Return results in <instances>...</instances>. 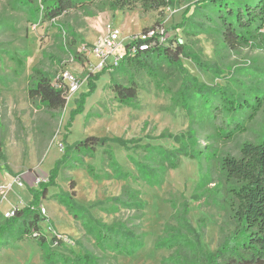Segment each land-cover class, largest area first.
I'll use <instances>...</instances> for the list:
<instances>
[{"label":"rangeland","instance_id":"1","mask_svg":"<svg viewBox=\"0 0 264 264\" xmlns=\"http://www.w3.org/2000/svg\"><path fill=\"white\" fill-rule=\"evenodd\" d=\"M112 1L86 0L45 19L25 0H0V223L12 219L8 213L16 207L29 205L31 188L42 190L40 182H48L66 155L63 139L70 146L90 135L127 142L109 140L95 155L71 152L47 196L32 206L43 217L40 229L26 232L22 221L8 228L0 238V264H75L85 252L91 264H208V253L238 248L247 235L234 214V184L221 165L227 156L240 158L246 142L264 143V42L228 46L209 0H171L149 11L140 3L114 10ZM113 27L121 29L117 52L132 34L159 27L168 39L179 38L198 62L182 56V68L153 57L156 79L124 66L90 70L84 47L99 44ZM36 71L54 78L70 73L82 86L68 96L65 109H49L29 95ZM99 72L95 92L71 120L81 94L89 91L88 75ZM112 77L122 84L135 80L138 106L119 102ZM198 85L215 91L207 102ZM220 90L237 101L262 98L253 119L249 113L232 116L244 130L230 141L218 133L213 114L222 104ZM73 183L77 215L67 205ZM109 226H115L124 252L102 238Z\"/></svg>","mask_w":264,"mask_h":264},{"label":"trees","instance_id":"2","mask_svg":"<svg viewBox=\"0 0 264 264\" xmlns=\"http://www.w3.org/2000/svg\"><path fill=\"white\" fill-rule=\"evenodd\" d=\"M28 4L36 6L38 12L44 13L45 19H54L64 13L83 5L86 0H25ZM209 5L214 7V12L221 25L223 38L228 46L233 49L248 46L251 41L264 42V0H209ZM140 3L144 10H158L169 6L171 0H114L111 2V8L114 10H132L135 5ZM151 28H144L141 33L147 32ZM133 40L128 41L125 47L124 60L116 67V70L122 66L134 69V75L146 70L155 79L157 72L150 64L153 57L163 58L170 63L182 67L181 57L194 59L188 52V47L181 42L179 38L168 39L165 45H155L144 49L148 41L141 40L140 34H133ZM82 55V54H81ZM198 62L197 59H194ZM183 68V67H182ZM99 73H90L88 75L89 91L82 93L77 101V107L72 111L71 120L84 109L86 97L96 90V80L100 77ZM114 83V89L119 102L126 105L138 106L139 95L138 85L132 78L130 84H122L115 77L111 80ZM202 87L203 85H198ZM205 102L208 101V92L215 91L203 86ZM190 92L185 90L183 99L186 101ZM222 98V104L213 108L214 119L218 133L227 141L232 140L237 132L243 131V125L237 119L232 118L235 114L249 113L248 118L253 119L262 106V98L254 102L237 101L228 94V91H218ZM29 95L32 99L40 102L41 105L49 109H65L68 102V85L62 77L54 78L48 72L36 71L29 88ZM228 117H231L228 119ZM172 136V135H171ZM178 141L180 138L174 136ZM109 140L117 141L122 144L127 142L121 138H107L90 135L74 146L66 143L65 139L61 141L66 155L60 160L56 167L50 172L48 182H40L41 191L30 189L33 200L28 206L15 208V216L4 223H0V238L18 221H22L25 231L31 232L32 229H40L39 223L43 217L32 209V206L39 204L43 197L47 196L48 186L55 184L62 164L70 157L71 152H86L95 155L100 146ZM179 142V141H178ZM188 155L186 151L183 152ZM240 158L227 156L223 159L221 168L227 176V180L234 184L233 193L237 199V206L234 208V214L237 220L242 224L247 235L242 237L240 247L227 245L224 251L208 253L206 258L208 264H264V143L255 144L246 142L241 150ZM189 156V155H188ZM0 158L4 159L3 144L0 142ZM84 164V162H83ZM61 165V166H60ZM178 164L173 165L177 168ZM88 170L93 171L89 167ZM72 193L67 199L69 210L75 215L78 214L80 207L73 201L75 195V184L72 185ZM123 196V195H122ZM120 197L121 199L124 197ZM117 200H119L117 198ZM115 226H109L110 233H104L103 239L116 242L117 251L124 252L121 241L118 240V233L115 232ZM105 232V231H103ZM238 232V231H237ZM107 234V235H106ZM46 241H43L45 243ZM133 251V250H132ZM230 251L233 255L223 257L224 253ZM235 254V256H234ZM235 258H234V257ZM74 260L75 264H91L92 256L85 252L78 255ZM70 263V259L64 261Z\"/></svg>","mask_w":264,"mask_h":264},{"label":"built area","instance_id":"3","mask_svg":"<svg viewBox=\"0 0 264 264\" xmlns=\"http://www.w3.org/2000/svg\"><path fill=\"white\" fill-rule=\"evenodd\" d=\"M139 34L141 40L148 41V45L143 46L144 49L157 44L165 45L168 41L167 32L165 29L159 27H151L147 32H140ZM132 36L133 34L125 43L123 52H117L118 47L121 45V29L118 27L110 28L99 44L84 47L82 56L86 59V63L90 67V70L99 71L108 66L118 67L124 60L125 47L128 41L133 40ZM64 78L62 79L68 85V96L76 93L81 88L82 81L77 77H74L70 73H66ZM10 215H15V210L8 213V216Z\"/></svg>","mask_w":264,"mask_h":264},{"label":"crops","instance_id":"4","mask_svg":"<svg viewBox=\"0 0 264 264\" xmlns=\"http://www.w3.org/2000/svg\"><path fill=\"white\" fill-rule=\"evenodd\" d=\"M27 183H30V179H27Z\"/></svg>","mask_w":264,"mask_h":264}]
</instances>
